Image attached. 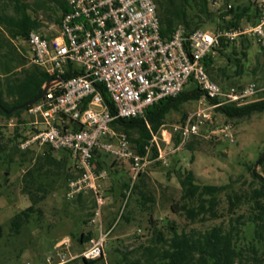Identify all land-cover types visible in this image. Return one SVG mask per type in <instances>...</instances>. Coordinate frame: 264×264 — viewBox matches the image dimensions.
<instances>
[{"label": "built area", "instance_id": "built-area-1", "mask_svg": "<svg viewBox=\"0 0 264 264\" xmlns=\"http://www.w3.org/2000/svg\"><path fill=\"white\" fill-rule=\"evenodd\" d=\"M218 3L210 0L212 6L219 7ZM66 5L57 28L49 26L53 32L30 30L18 37L28 63L53 79L44 94L28 107L31 120L19 146L46 145L54 152H66L78 175L68 180L65 196L70 200L91 190L96 199L91 218L95 222L104 205L98 187L104 172L95 169L96 151L128 162L132 187L150 163L164 162L168 153L199 135L203 126L212 124L216 108L228 103L241 105L263 89L252 82L221 85L210 78L204 60L216 52L222 40L243 37L263 43L264 0L255 2L258 15L254 23L217 30L198 27L189 33L178 26L168 37L161 35L155 0H66ZM190 82L200 93L197 108L182 122L173 124L170 131L161 126L151 132L143 155L131 147L126 133L111 127L116 119L135 117L144 118L149 127L145 118L148 110L179 96ZM228 128L223 124L219 130ZM175 135L179 143L167 151ZM152 147L156 148L155 157H150ZM109 232L100 229L78 256L103 257L104 238Z\"/></svg>", "mask_w": 264, "mask_h": 264}, {"label": "trees", "instance_id": "trees-1", "mask_svg": "<svg viewBox=\"0 0 264 264\" xmlns=\"http://www.w3.org/2000/svg\"><path fill=\"white\" fill-rule=\"evenodd\" d=\"M155 2L163 37H168L178 26L186 33L206 25H212V30L235 28L242 24L243 19L245 22L254 23L258 15L256 6L252 9L250 5L241 7L230 5V8H226L225 4L223 10L219 7L214 10L210 6V0H155ZM66 10V0H0V117L7 120L16 118L12 132H7L6 125L0 124V155L4 154L7 161H12L11 155L15 153L22 139L19 129L27 122V119L22 118V113L26 112L29 106L9 113L5 110L32 100L41 93L43 85L51 78L40 67L28 63L24 50L15 46L12 38L26 36L30 30H38L41 26L39 14L48 16L49 13H54L55 20L59 23ZM226 16H229L228 20H224L223 17ZM242 39L246 42L241 43L240 51L237 52L232 46L231 55L227 56V64L234 67L232 74H227L225 68L212 67V55L204 60L205 69L211 79L209 68L221 73L223 80L242 74L241 61L246 58V48L250 43V39L240 37V40ZM234 41L222 40L215 53H222ZM258 69L260 77L257 79L264 80V58L260 63L256 57V63L251 69L253 77L257 75ZM103 95L113 112L112 103L104 92ZM199 96L200 93L196 89L184 91L175 98L152 106L145 115L149 127L142 117L116 119L111 122V127L126 133L131 147L137 154L143 155L144 147L151 139V132L158 131L164 124L166 111L181 100ZM214 111L220 112L226 118L248 117L254 112H264V97L242 105L224 104ZM185 117L186 114L182 116L181 122ZM194 138L184 143L186 149L194 150ZM179 140L178 135L173 137L174 146L178 145ZM101 152L96 151L94 155V164L99 167L105 163L104 160L98 159ZM155 156L156 148L152 147L150 157ZM70 161L71 159L65 156H56L51 149L34 158L21 177V191L31 203L11 217V233L19 234L32 216L41 211L37 205L57 187H66L67 181L78 175L77 171L71 168ZM259 165L262 172L249 168L252 179L248 188L227 194V205L223 208H220V194L228 186L198 184L190 169L180 171L181 195L177 201L170 204L171 212L184 216L190 223L204 224L210 220H219V223L207 228L191 226L186 230L179 228L174 220L162 218L158 221L150 217L148 234L136 235L133 239L136 245L130 250L120 252L114 264H263L264 157ZM132 188L136 189L135 183L130 190ZM81 194L83 193L78 196ZM250 229L252 236L247 239L245 232ZM91 236L92 231L82 232L79 241L87 242ZM101 258L103 257L86 259L80 256L83 264H94Z\"/></svg>", "mask_w": 264, "mask_h": 264}, {"label": "rangeland", "instance_id": "rangeland-1", "mask_svg": "<svg viewBox=\"0 0 264 264\" xmlns=\"http://www.w3.org/2000/svg\"><path fill=\"white\" fill-rule=\"evenodd\" d=\"M218 2L222 10L225 4H230L232 7L250 5L253 9L256 0H218ZM210 6L214 10L218 9V6ZM223 18L228 20L229 16ZM39 19L41 26L37 31L47 33L54 31L49 29V26L57 28L58 23L54 13H49L48 16L39 14ZM245 21L243 19L241 23H246ZM203 28L212 29V25ZM249 41L246 48L247 56L241 61L242 74L223 80L221 73L215 69L208 70L212 79L221 85L223 83L243 85L252 82L258 88H263L242 104L264 97V80L257 79L260 77V70L258 69L254 77L251 72L256 57L260 63L264 58V42L260 44ZM242 42L245 44L246 41L237 38L222 53H214L211 66L225 68L227 74H232L234 67L227 64V56L231 55L232 46L239 52ZM12 43L22 49L18 38H12ZM195 89V83L190 82L185 87V92ZM198 98L200 96L181 100L176 106L170 107L165 113L162 128L170 131L173 124L180 123L183 115L197 108ZM212 117V124L203 126L197 137L186 141L194 138V150L186 149L183 144L177 150L168 153L164 162L158 160L150 163L146 171L134 181L136 189L130 190L132 177L128 162L101 152L98 159L104 160L105 163L102 167L97 164L94 166L96 171L104 172L98 179L104 205L101 207L100 219L95 218V222L91 221L96 210L93 192L88 190L80 197L77 195L69 200L65 196V186H63L57 187L40 202L37 207L41 211L32 216L19 234H13L10 231L11 217L31 203L21 191V177L34 158L50 149L46 145L32 144L26 148L19 146L31 120L27 112H23L22 118L27 119V122L20 126L22 139L15 153L11 155L12 161H7L4 154L0 155V264H83L78 255L88 246L89 241L80 242V232L94 231L91 237H96L99 232V222L104 232L109 229L110 232L104 238V256L94 264H114L120 252L130 250L136 245L135 242L133 243L136 235L148 234L150 217L158 221L162 218L174 220L179 228L186 230L191 226L207 228L219 223V220H210L204 224L190 223L184 216L171 212L170 204L177 201L181 195L179 173L184 169H190L198 184L228 186L220 194V208L225 207L227 194L248 188L252 179L249 168L262 172L260 165L255 167V162L264 149V112H254L244 118H226L220 112H214ZM15 123V117L8 120L0 117V124L6 125L7 132H12ZM223 124L229 127L226 131L219 130ZM172 145L173 141L168 144L166 150L172 149ZM55 154L58 157L65 156L71 159L64 151ZM70 166L75 170L72 159ZM245 236L247 239L251 238V229L245 232ZM59 241L61 243L56 245Z\"/></svg>", "mask_w": 264, "mask_h": 264}, {"label": "water", "instance_id": "water-1", "mask_svg": "<svg viewBox=\"0 0 264 264\" xmlns=\"http://www.w3.org/2000/svg\"><path fill=\"white\" fill-rule=\"evenodd\" d=\"M52 83H53V79L47 80V82H45L44 86L42 87L41 93L38 94L36 97H34L32 100H29V101H27V102H25V103H23L21 105L12 107L10 110H5V111L7 113H9V112L14 111L16 109H20V108H23L25 106L32 105L33 103H35L44 94L46 89L49 88L52 85ZM263 157H264V149H263L262 153L260 154L258 160L255 162V167H257L260 164V161L262 160Z\"/></svg>", "mask_w": 264, "mask_h": 264}, {"label": "crops", "instance_id": "crops-1", "mask_svg": "<svg viewBox=\"0 0 264 264\" xmlns=\"http://www.w3.org/2000/svg\"><path fill=\"white\" fill-rule=\"evenodd\" d=\"M99 219H100V217H99ZM99 219H98V220H99ZM98 227H99V230H98V231H100V229L102 230V228H101V222H99ZM88 231H90V230H87V232H88ZM82 232H83V231H81L80 233H82ZM83 233H84V232H83ZM92 233H94V231H93ZM60 243H61V241H59L58 243H56V245H59ZM56 245H55V246H56ZM88 246H89V244H88ZM88 246H87V247H88ZM87 247H86V248H87Z\"/></svg>", "mask_w": 264, "mask_h": 264}]
</instances>
